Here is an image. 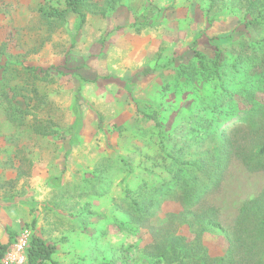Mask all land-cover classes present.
Here are the masks:
<instances>
[{"label": "rangeland", "instance_id": "374dc122", "mask_svg": "<svg viewBox=\"0 0 264 264\" xmlns=\"http://www.w3.org/2000/svg\"><path fill=\"white\" fill-rule=\"evenodd\" d=\"M53 8L0 0V242L27 226L54 264H167L145 219L198 235L200 264H264V0ZM220 98L236 113L193 137Z\"/></svg>", "mask_w": 264, "mask_h": 264}, {"label": "trees", "instance_id": "16d2710c", "mask_svg": "<svg viewBox=\"0 0 264 264\" xmlns=\"http://www.w3.org/2000/svg\"><path fill=\"white\" fill-rule=\"evenodd\" d=\"M215 0H210L211 6L213 5V2ZM222 1V0H219ZM64 2V8L58 9L53 8L47 11V14L50 16H55L57 18H63L68 12H72L76 15H78L80 21L79 25L81 26L84 22V14L81 11V3L82 0H63ZM33 68H29V70H32ZM36 93L37 91L34 90ZM6 93V92H4ZM8 102V100H7ZM6 103V102H5ZM230 100L224 101L222 98L216 100L212 106L209 108L211 111L210 114H204L201 116V118L196 122L195 128H193V137H196L199 132L197 131L199 128H208L212 126L211 120L208 117V115H214L216 117V120L220 123L222 119L230 114L236 113L233 106L230 105ZM7 105V104H6ZM8 107V106H7ZM138 114L142 115L145 118H150L151 116L148 114H145L139 107L136 108ZM6 114L11 119L12 114L9 112V108H6ZM217 124L216 127L213 128L211 132V136L215 137L219 134H221V131H219ZM159 123H156V126H158ZM74 128L71 127L69 131H73ZM65 132V131H64ZM37 133L40 134H46L48 133L47 127L43 125L42 130H37ZM224 133L221 135L222 138V145L223 150H221L222 155H227L231 153L232 148V141L229 138L224 137ZM62 140L66 143V150H69L71 141L70 135L67 136L65 134L61 135ZM259 153L264 154V143L259 148ZM173 157V156H172ZM174 161L175 158H173ZM184 165H193L191 162H184ZM192 191H190L188 188L181 191V197H187ZM132 203H138L137 199H132ZM142 203L144 208H142V213L148 214L151 211L149 210L151 201L148 199H142ZM139 226L145 227L152 238L156 241L157 249L158 251H161L159 255L160 259H165V262L167 264H173L174 261L177 262V264H200L199 260H201V257L198 255L202 251V243L199 239V236L197 235L193 241L190 243L182 242L181 238L175 237L171 230L170 224H165L163 226H157L154 224H149V222L145 219L138 220ZM210 225L213 227H218V223L215 222L212 219H209ZM261 229L264 231V216L261 219ZM16 234H12L9 239L6 242H0V260L5 253V251L8 249V247L12 244V242L15 240ZM164 241V244L163 242ZM167 246V247H166ZM55 252V245L53 243L47 242L45 239L36 236L31 235L29 244L27 247V259L25 264H54L53 261V254ZM0 264H2L0 262ZM96 264H109L107 262H98Z\"/></svg>", "mask_w": 264, "mask_h": 264}, {"label": "built area", "instance_id": "2783aa9c", "mask_svg": "<svg viewBox=\"0 0 264 264\" xmlns=\"http://www.w3.org/2000/svg\"><path fill=\"white\" fill-rule=\"evenodd\" d=\"M31 230L24 226L1 258L3 264H25Z\"/></svg>", "mask_w": 264, "mask_h": 264}, {"label": "crops", "instance_id": "0c3cea01", "mask_svg": "<svg viewBox=\"0 0 264 264\" xmlns=\"http://www.w3.org/2000/svg\"><path fill=\"white\" fill-rule=\"evenodd\" d=\"M27 203H29V202H26V203H24L26 206H24V209H25V211H26V213H28V212H30V209H31V207H30V205H28ZM25 214H24V218H25ZM28 221V220H27ZM26 221V222H27ZM37 225V224H36ZM32 227V226H31Z\"/></svg>", "mask_w": 264, "mask_h": 264}]
</instances>
